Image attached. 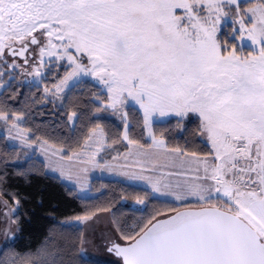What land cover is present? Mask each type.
Here are the masks:
<instances>
[{"label": "snow or ice", "instance_id": "6c2138e0", "mask_svg": "<svg viewBox=\"0 0 264 264\" xmlns=\"http://www.w3.org/2000/svg\"><path fill=\"white\" fill-rule=\"evenodd\" d=\"M229 21L235 42H222L218 33ZM5 54L13 57L10 63ZM15 57L27 66L26 75L37 78L44 76V68L52 73L65 67L55 91L45 88V101L48 95L62 99L59 93L82 74L107 93L106 101L96 97L97 113L123 112V140L130 146L123 159L132 164L97 160L106 143L100 123L89 130L82 151L68 159L109 171L130 169L119 174L143 181L151 190L138 196L136 204L145 205L149 197L177 202L127 234L117 225L128 243L112 241L106 250L122 264H264V0H0V61L8 81L22 67ZM4 76L0 67V88ZM129 101L143 115L148 145L129 135L124 111ZM190 113L199 117L198 132L211 146L203 158L196 151L169 147L152 131L154 117L183 120ZM24 116L0 107V121L10 126L4 139L31 147L30 129L21 124ZM78 118L76 111L68 113L73 127ZM39 147L65 158L60 149L50 151L47 140ZM162 153L174 154L172 167L196 174L175 182L163 180L164 173L150 174L156 169L149 157ZM188 156L193 159L185 160ZM15 166L25 176L18 159ZM3 182L0 177V205L9 226L0 234L7 245L20 231L21 200L14 192L4 199ZM75 182L83 190L79 176ZM101 211L111 209L86 210L74 219L84 225ZM0 264H60L59 248L46 238L35 250H11L10 259Z\"/></svg>", "mask_w": 264, "mask_h": 264}, {"label": "trees", "instance_id": "16d2710c", "mask_svg": "<svg viewBox=\"0 0 264 264\" xmlns=\"http://www.w3.org/2000/svg\"><path fill=\"white\" fill-rule=\"evenodd\" d=\"M226 33L227 31L221 33L220 40L235 42ZM53 71L57 76L49 74L41 85H22L16 80L10 81L0 93V107L6 106L9 113H25L24 127L30 129L32 140H47L49 144L63 149L65 156L82 149L80 145L96 123H100L104 129L107 144L103 151L105 161L127 151L128 146L122 140V123L104 116L102 113L107 109L99 113L95 111L94 105L100 103V100L96 99L97 96H100L101 100H107V93L102 92L100 85L90 80L80 81L67 92L61 106L46 103L42 99L45 97L43 85L47 88L52 86L57 79L64 76L66 69L61 66L58 72L55 69ZM71 111L79 114L75 127L68 121V113ZM126 111L130 137L140 144H150L146 139L140 111L133 106H128ZM199 125L197 116H189L183 120L172 117L165 122L154 123L153 132L162 136L169 147L179 146L190 152L196 151L204 157L211 152V146L205 136L199 134ZM36 137L40 139L37 140ZM9 145L8 141L0 136V177H4L3 198L9 199L10 194L14 192L21 200L17 211L20 231L17 232L16 238L4 247L0 260H9L11 250H35L47 238L59 248L60 264H108L89 259L82 254L84 228L75 222V216L83 215L86 210L110 208L108 213L121 238L117 225L127 234L133 226L147 223L158 209L178 206L175 202L156 197H149L145 205L136 204L138 196L142 197L145 191H150L116 179L94 178L90 182V191L94 196L80 197L74 188L47 174L43 162L39 159H25L20 148L13 146V151L9 149ZM17 159L26 178L17 174ZM129 201L133 204H129ZM9 203L11 204V201ZM100 213L105 212H97Z\"/></svg>", "mask_w": 264, "mask_h": 264}, {"label": "rangeland", "instance_id": "374dc122", "mask_svg": "<svg viewBox=\"0 0 264 264\" xmlns=\"http://www.w3.org/2000/svg\"><path fill=\"white\" fill-rule=\"evenodd\" d=\"M241 2L243 3L244 0H241ZM229 25H231L230 21L227 23L226 26L225 25L221 26L222 30L220 33H218L219 37H221L220 35L223 31L224 32L227 31L226 35H228V37L230 39L232 38L231 26H230V28H228ZM236 43H238V42H236ZM33 47L35 48V46H33ZM245 51H247V49ZM5 55H6L7 61L10 63L12 61L13 57L7 56V54H5ZM15 59L22 66L20 68H17L15 70V73H14L15 78L13 80H16L19 84H22V85L40 84L41 85L42 81L45 78H47L49 74H51V73H49L47 68H44L41 70L44 73V76H42L40 78H37L35 76H28L23 71V68L27 67V66L23 65V60L20 59L19 57H15ZM86 62L87 61L85 58V63ZM64 63H66V62H64ZM0 67H3L5 69V76L2 78L5 86L3 88H0V93H1L3 91V89L8 86L10 81H8V73H7L6 65H4L2 61H0ZM27 70L31 71V68H28ZM52 73L54 74V71H52ZM65 74H66V72H65ZM54 76H57V74H54ZM63 77L64 76H62L61 78H63ZM13 80H11V81H13ZM37 80H39V83H37ZM83 80H90V81H93L94 83L100 85L91 76H83L81 74V76L79 78H74L73 80H70L69 81L70 86L65 88L61 93H59V96L62 99H57L53 95H48L46 103H52L53 105L61 106L67 92L74 85H76L77 83H79L80 81H83ZM58 81H59V79H57L54 84L58 83ZM54 84L48 88L52 92L55 91V89L53 87ZM43 86H44V95H45V88H47V87L45 85H43ZM101 87L103 88V86H101ZM104 92L106 93V91H104ZM128 106H133L139 110L138 106L134 105L131 101H129V104L124 106V111H126ZM102 114L104 116L114 118L115 120L121 122L122 125L124 126V124H123V112L122 111L114 113L111 109H107V111L103 112ZM189 116H195V115L190 113L188 115V117ZM142 117H143V115H142ZM172 117H175V116L154 117L153 119H154V123H157V122H165L166 120H168ZM175 118H179V117H175ZM21 124H22V127L25 128L24 127V119L21 122ZM8 127H10V126L5 125L3 121H0V136H3V137L7 136L6 129ZM13 131H15V130H13ZM152 131H153V126H152ZM123 133H124V131H123ZM145 134H146V139H148L151 142V137L148 135V133L146 131H145ZM28 135L31 137L30 132H28ZM104 139L106 141L105 135H104ZM122 140H123V134H122ZM7 141L11 146H15V147H18L21 149L22 154L24 155L23 158L29 159V158L35 157V158L39 159L41 162H43L44 167H45V171L47 174H50V175H53V176L59 178L64 184L68 185L69 187L74 188L80 197L94 196V194L90 191V182L94 178L116 179V180H120L122 182H126L127 184L146 188L149 191H151L150 188H148V186L143 181H130L125 176H122L119 174L121 171H126L127 169H121V168L117 167L114 170L109 171L107 169L95 167V166H93L92 163L82 164V163L78 162V160L75 159V157H73L72 159H68V157L73 156V153H71L69 156H65V151L63 149L55 147L52 145L53 147L51 148L50 151H56L57 149L62 150L61 155H63L65 158L61 159L59 156H54V155H51L50 153L42 152L39 145L43 141L32 140L31 147H26L25 145L21 144L19 140H7ZM123 141L128 146L127 151H125L121 154H118L119 155L118 160H113V158H112V159H109L108 162H111L114 165H117V164L122 165V162H120V161L121 160L125 161L123 159V156L128 153L130 146L128 145L127 141H125V140H123ZM49 145H51V144H49ZM45 147H48V145H45ZM106 148H107V144L105 143L104 147L102 148V150L100 151V153L97 156V160L101 164L105 162L103 151ZM92 150L94 151L95 149L93 148ZM80 151H82V149ZM80 151H78V152H80ZM118 155H116V156H118ZM172 156H174L173 153H162L160 155L149 157L150 160L155 162L154 167L156 169V171L154 173H150V174H153V175L159 177V176H161V173H164L165 175L162 177V179L166 180V181H171V182H175L178 180L182 181V180L187 179L190 176L196 174L194 171L189 172L186 169H180L177 167H172L173 160L170 159V157H172ZM201 158H203V157H201ZM84 159H87V157H84ZM191 159H193V157H191V156L185 157V160H191ZM128 161L132 162L131 159H129ZM149 166H152V165H149ZM194 167H195V165H193V168ZM54 168L56 169V171H53ZM60 169H63L65 176H63V177L61 176ZM82 169H87V171H82ZM169 172L183 173V174L169 176V175H167V173H169ZM68 173L72 174L73 178L71 180L67 178ZM201 174H202V172H201ZM76 176L80 177V185L83 186V190H81V188L75 182ZM156 198L163 199V200H169V201L175 202L177 204V202L175 200H173L171 197H156ZM128 203L133 204V202H131V201H129ZM10 206H11V204H10ZM3 211H4V208L2 205H0V232H2L3 229H5L6 227L9 226L7 218H5L2 215ZM75 222L77 224H80L76 220H75ZM82 226L84 228V233H83V238H82L83 247H81V249H82V254L85 257L92 259V260L105 262L108 264H121V261L119 258H117L112 253H109L106 250V247L109 246L112 241H115L118 243H125V241H123L119 237L118 233L116 232L114 225H113V222H112V219H111L110 213L105 212V213L97 214V216L94 217L93 220L88 221L86 224H84ZM15 227H16L15 225H12L13 229H15ZM16 236H17V232L15 234V238H16ZM11 241H13V240L10 239L8 243H10ZM5 246L6 245L4 244L3 235L0 234V254L3 251Z\"/></svg>", "mask_w": 264, "mask_h": 264}, {"label": "crops", "instance_id": "0c3cea01", "mask_svg": "<svg viewBox=\"0 0 264 264\" xmlns=\"http://www.w3.org/2000/svg\"><path fill=\"white\" fill-rule=\"evenodd\" d=\"M198 117V116H197ZM206 138V137H205ZM206 140H207V138H206ZM208 142V141H207ZM127 153V152H126ZM120 162H122V165L123 164H125V163H128V164H132V162H129V161H120ZM133 167H135L134 165H133ZM127 170H130V169H127ZM175 173V172H174ZM126 183V182H125Z\"/></svg>", "mask_w": 264, "mask_h": 264}, {"label": "water", "instance_id": "95a60500", "mask_svg": "<svg viewBox=\"0 0 264 264\" xmlns=\"http://www.w3.org/2000/svg\"><path fill=\"white\" fill-rule=\"evenodd\" d=\"M181 210H185L184 208L183 209H181ZM175 213H172V214H170V215H174ZM162 218V217H161ZM159 219V218H158ZM118 243V242H117ZM128 243V242H127ZM127 243H119L120 245H125V244H127ZM110 246V245H109ZM113 254V253H112ZM114 255V254H113ZM115 256V255H114ZM118 258V257H117ZM120 259V258H119ZM121 261V260H120ZM121 264H122V261H121Z\"/></svg>", "mask_w": 264, "mask_h": 264}]
</instances>
